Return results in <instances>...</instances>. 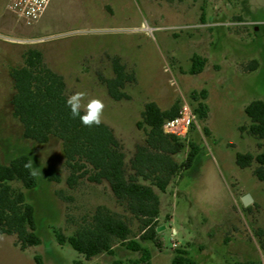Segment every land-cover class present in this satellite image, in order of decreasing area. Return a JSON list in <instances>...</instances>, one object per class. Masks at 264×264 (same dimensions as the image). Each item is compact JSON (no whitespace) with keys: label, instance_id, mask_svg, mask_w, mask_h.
Segmentation results:
<instances>
[{"label":"rangeland","instance_id":"1","mask_svg":"<svg viewBox=\"0 0 264 264\" xmlns=\"http://www.w3.org/2000/svg\"><path fill=\"white\" fill-rule=\"evenodd\" d=\"M8 2L0 0V57L14 47L42 51L46 64L64 77L69 96L82 91L87 93L82 103L104 102L102 122L114 130L128 159L144 144L137 122L147 103L168 110L186 100L193 109V92L208 90V117L198 120L186 138L199 148L194 165L161 196L158 224L165 229L157 232L162 247L145 246L153 253L152 264H171L175 250L183 248L197 264H264L259 244L264 240V182L254 174L256 163L247 169L236 163L239 153L261 152L262 141L240 127L250 124L245 107L264 101V0H51L31 26L7 9ZM22 54L16 60L21 66ZM194 54L208 61L195 76L188 72ZM110 57L136 69V83L125 88L128 100L111 99L100 80L114 76ZM1 75L0 70V162L30 157L36 187L11 185L33 206L41 244L23 250L15 236L0 234V264H38L37 257L42 264H133L140 254L121 245L114 256L86 260L69 243L58 242L57 233L74 234L101 205L124 210L106 182L84 178L68 187L60 141L38 144L23 137L10 107L13 84ZM188 150L175 160L182 163ZM247 194L253 201L244 207ZM130 224L138 236V221Z\"/></svg>","mask_w":264,"mask_h":264},{"label":"trees","instance_id":"2","mask_svg":"<svg viewBox=\"0 0 264 264\" xmlns=\"http://www.w3.org/2000/svg\"><path fill=\"white\" fill-rule=\"evenodd\" d=\"M23 65L12 67L9 75L14 92L10 98L13 117L23 128V137L38 144H48L53 138L61 143L64 167L68 170L67 185L73 189L80 180L86 178L96 184L106 182L116 203L124 210L118 213L107 206H99L89 220L70 236L57 233L60 244L69 243L86 260L101 255L114 256L116 246L121 245L140 258L133 264H152L153 253L146 244L162 247L158 237V221L162 216L161 196L181 176L182 171L194 165L199 148L193 141L187 142L176 136L167 135L163 125L179 115V101L168 110H162L155 102L145 105L137 129L145 134L144 144L138 145L133 156L128 159L124 146L107 124L84 126L80 119L72 118L66 105L70 97L65 79L46 64L44 54L38 49H27L22 54ZM114 76L104 78L108 96L114 101L128 100L125 88L137 81L135 67L123 63L119 57H110ZM207 59L194 54L191 57L190 75L201 74L207 66ZM259 63L253 62L252 69ZM207 89L193 92V111L197 120L204 121L209 114L206 104ZM81 109V115H83ZM250 120L248 126L240 127L256 140L262 141L261 152L239 153L236 163L241 169L254 170L259 181L264 182V101L254 100L245 107ZM206 136L210 135L204 127ZM189 148L186 159L178 163L175 157ZM31 167H25L26 164ZM30 157L22 155L8 165L0 162V234L15 236L17 245L23 250L41 244L36 233L34 208L26 202L21 189L11 185L20 182L27 190L36 187L37 181ZM59 182V178H53ZM61 195L60 192L58 193ZM65 200H68L65 199ZM139 223L140 233L134 235L130 220ZM138 237V238H137ZM264 251V240L259 242ZM42 264L41 258H36ZM114 264H122L114 261ZM171 264H197L189 257L186 249H176ZM233 264H261L237 262Z\"/></svg>","mask_w":264,"mask_h":264},{"label":"built area","instance_id":"3","mask_svg":"<svg viewBox=\"0 0 264 264\" xmlns=\"http://www.w3.org/2000/svg\"><path fill=\"white\" fill-rule=\"evenodd\" d=\"M51 0H9L7 9L13 12L27 26L33 25L44 13ZM198 127L197 117L186 100L183 101L179 115L163 125L167 135L186 139L190 129Z\"/></svg>","mask_w":264,"mask_h":264},{"label":"clouds","instance_id":"4","mask_svg":"<svg viewBox=\"0 0 264 264\" xmlns=\"http://www.w3.org/2000/svg\"><path fill=\"white\" fill-rule=\"evenodd\" d=\"M86 97V92L78 91L67 99L66 105L70 108V114L74 119L78 117L84 126H99L102 123L105 104L99 98L87 99V103L84 104L82 101H84ZM81 109H83V115H81ZM25 167L30 168L31 164H26ZM34 174L35 173H33V175Z\"/></svg>","mask_w":264,"mask_h":264},{"label":"crops","instance_id":"5","mask_svg":"<svg viewBox=\"0 0 264 264\" xmlns=\"http://www.w3.org/2000/svg\"><path fill=\"white\" fill-rule=\"evenodd\" d=\"M3 40H5L7 42H12V43L24 44L22 41H16V40H11V39H6V38H3ZM14 48H13V50H11L10 53H6L4 55H1V57H0V70L2 73L1 76L8 78L11 82H12V80H11L10 75H9V70L12 67H21L20 64L16 63L17 55H21L26 50L23 46L22 47H14ZM161 211H162V199H161ZM232 230L235 231V229H232ZM226 241H228V243H230V239H228Z\"/></svg>","mask_w":264,"mask_h":264},{"label":"water","instance_id":"6","mask_svg":"<svg viewBox=\"0 0 264 264\" xmlns=\"http://www.w3.org/2000/svg\"><path fill=\"white\" fill-rule=\"evenodd\" d=\"M253 201V198L251 197L250 194H247L245 195L243 198H242V203L244 205V207H248ZM163 229H165V226H162V227H159L157 229L158 232L162 231Z\"/></svg>","mask_w":264,"mask_h":264}]
</instances>
